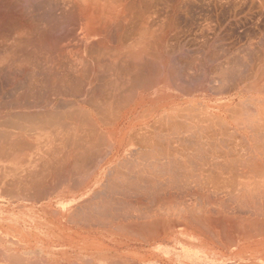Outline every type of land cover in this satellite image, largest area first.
Returning a JSON list of instances; mask_svg holds the SVG:
<instances>
[{
	"label": "bare ground",
	"instance_id": "1",
	"mask_svg": "<svg viewBox=\"0 0 264 264\" xmlns=\"http://www.w3.org/2000/svg\"><path fill=\"white\" fill-rule=\"evenodd\" d=\"M9 1L12 0L7 3ZM192 1L195 0H44L51 7L49 12L52 11L51 17L49 20L46 18L45 22L43 16L39 18L46 11L42 10L44 6L42 12L39 7L38 16L39 11L33 13L37 6L26 12L25 6L22 8L16 2L15 6H11V3V8L2 10L7 7L6 1L3 2L4 7L0 9L5 11L0 13V197H9L14 201L57 199L61 205L64 204L61 200L67 198L66 203H69V199L74 198L78 204L73 207L80 208L77 211L81 213L87 209L109 210L110 216L109 213L106 215L110 219L112 211H119L125 217V222L118 219L120 224L116 226L126 232L165 225L170 215L173 217L174 231L181 230L180 227L186 225V221L191 222L189 219L195 224H201L203 230L204 215L197 217L194 214L205 211L202 208L204 206L199 208L195 203L200 202L196 199L206 198L203 188L191 190V194L196 196L193 201L195 206H188L186 197L192 183L198 187L213 183L216 180L215 170L228 169L235 173L231 172L232 177L229 175L230 179H226L227 183L230 181L234 185V189L239 185V189L236 188L238 194L229 191L234 198L264 200V122L259 120L261 125H256L254 121H249L251 126H256L254 129L247 124L248 121L243 122L241 117L245 109L246 116L253 109L257 113L261 110L250 107L247 111L246 99L237 102V106H240L238 110L237 103L235 107L223 108L231 106L235 98H247L251 91L261 92L258 85L264 81V66H261L264 63L260 62L261 67L253 74L255 78L251 77L250 87L248 83L245 88H240V91L233 94L234 99L224 106L220 105L219 99L211 100L206 96L231 93L234 88L225 90L222 85L220 88L215 86L216 89L208 87V90L196 86L197 83L188 87L184 69L188 66V69H194L193 59H174L178 62L177 66L176 61L170 63V56L177 50L181 51V41L186 37L180 40L184 30L179 32L181 28L178 29V18L175 17H179L180 11H187ZM43 15L47 16L45 13ZM62 28L65 31L60 36L58 32ZM205 30L203 28L202 34L206 33ZM57 34L60 37H56ZM218 41L216 43L221 40ZM200 43L209 45L204 41ZM202 44L205 50L207 45ZM221 57H224L221 62L220 59L212 58V62L217 65L210 70L214 74L213 79L217 77L222 79L224 85L226 81L230 84L235 74L232 63L234 57L229 51ZM249 80L246 76L239 83ZM192 82H189L190 86ZM197 92L201 93L196 95ZM236 117L240 124L236 122ZM254 118L256 120L257 115ZM220 124L225 127V132L234 127L240 131L239 140L244 139L246 143L240 149L241 156L236 145L229 146L221 139L222 136L218 137L219 131L215 128L221 129ZM233 133H228L230 136L225 133L223 136H236ZM249 177L263 180L258 182L254 178V183H251ZM251 184L255 186L248 188ZM255 204L258 205V202ZM51 208L46 206V209ZM259 208L256 206L254 209ZM101 211H98L99 215ZM76 212L72 218L75 215L77 219ZM94 212H86V217H93ZM210 212L207 211V214ZM51 213L56 214L54 211ZM117 213L116 217H120ZM85 214L79 213V216ZM99 215L101 220L102 215ZM106 215H103V220ZM81 219L78 218V223ZM209 221L210 225L218 222L213 216ZM94 222L96 225L103 223L98 220V223L96 220ZM107 222L110 224L111 221L107 218ZM91 224L92 227L96 226L93 222ZM152 229H157V226ZM152 229L149 232L157 233ZM204 230L209 229L207 227ZM131 233L130 237L135 235ZM15 244L18 246L17 241ZM6 258L8 260L9 256ZM23 261L24 264L28 263V258Z\"/></svg>",
	"mask_w": 264,
	"mask_h": 264
},
{
	"label": "crops",
	"instance_id": "2",
	"mask_svg": "<svg viewBox=\"0 0 264 264\" xmlns=\"http://www.w3.org/2000/svg\"><path fill=\"white\" fill-rule=\"evenodd\" d=\"M69 197H71V196H69ZM6 199H8V200H6ZM66 199L61 200L64 203L61 205V204L57 203V199H54L52 201H48V200L45 201L43 199H33V200L32 199H28V200L26 199V200L14 201L12 198H9V197H5L4 199L2 197H0V240H1L0 241V263L1 264H12V263L13 264H21V263L24 264L23 260L24 259L27 260V258H28V261H26L28 263H25V264H30V262H31V264H43V263L44 264H47V263L48 264H51V263L52 264H63V263L64 264H71V262H72V264H77V263L78 264H87V263L88 264H91V263L95 264V262H96V264H117V263H119V264H264V233H263L264 232V209H263L264 200L263 199L258 200L256 198L255 199L254 198H252V199L248 198V199H244L245 203L242 206L238 205L235 207V209L220 210V211H215V212L213 211L214 213L212 212V214H213V216L216 214L214 216V218H218L219 219V220H217L218 222H216L215 225H212V224L210 225V221H204L205 228L207 229V227H208V229L210 231L209 230L205 231L204 230L205 228L202 230L203 227L201 224H198V223L195 224L192 221L191 222L188 221L190 224L187 223V221H186V225L180 227L181 230L174 231L173 217H172V215H170L169 218L167 217L168 222L165 223V225H160L161 227L156 225L157 229H152V228H156V226L149 228L150 230L151 229L156 230L158 234L155 231L149 232V229H146V230L144 229V231H145L144 232L143 230H141L139 228L140 230H138V229L137 230L140 232V234L138 231L135 232L134 231L135 229H134L131 232H134L133 234H135V235H133L131 237H130V235L132 234L131 232L127 231L128 232L127 233L126 230H124V231L119 230L121 227L118 228L116 226L117 224L119 225L120 222H122L125 218L124 216H123L124 218L122 217L121 212H120L121 214H119V211L110 210V211H112L111 214H113V216L115 218L112 216L109 219V216H110L109 210H102L101 211V210L93 209V210H95V212L97 214H95V212H94V214H92L93 213L92 209H87V210L85 209L87 214L89 211L90 212L92 211L91 214L93 217H91L90 215H89L90 216L89 217L87 215L88 216V218H87L85 211H82L84 213H81L80 210H78L79 212L77 211V209H80V208H77V207L74 208L78 204V203H76L77 200H74V198L69 199V201H71V202L66 203V202H68ZM35 200H37V202H35ZM38 200H39V202H38ZM255 202L256 203L258 202L259 206L256 205ZM19 204H20V206H19ZM255 205L258 208L260 207L259 210L254 209V208H256ZM46 206L47 207L51 206L52 208L46 209ZM51 211L52 212L54 211V213L56 212V214H52ZM72 211H75V212L77 211L76 212L77 219L75 218L76 217L75 215L73 217L74 219L71 217L75 213ZM98 211H101V215L104 213L103 211H105V214H103V215H106L109 213V216L108 215H106V216H108L107 217L108 220L111 221L110 224H108L109 221L106 223V221H107L106 216H105L106 220L102 219L104 217L103 215L100 218L103 221V223L105 224V226L107 225V227H105L104 224L101 223L102 221L99 220L98 215L100 212H98ZM13 212H15V213H13ZM197 212L199 215L197 214ZM197 212L194 213L197 217H203V215L206 216V214H207V211H197ZM200 212H203V213H200ZM21 213H22V215H21ZM79 213L85 214V215L79 216ZM116 213L119 214V216L120 215L121 216L118 217V215H117V217H116V215H115ZM200 214H203V215L201 216ZM101 215H99V216H101ZM123 215H124V213H123ZM81 216L84 217V219ZM14 218H16V219H14ZM78 218L82 220V221L79 220L81 223L80 222L78 223ZM85 218H87L86 222L82 223L83 220L85 221ZM91 218H94V219H91ZM13 219H14V221H13ZM67 219L70 222H68ZM88 219H90L89 222H87ZM118 219L119 220L121 219L120 222ZM95 220H96V222H97V220L99 222L101 221L100 223L102 225L101 224L98 225L99 224L98 222H97L98 224L96 225V223L94 222ZM31 222H33L34 224ZM92 222L96 226L93 225L94 227H92V224H91ZM123 222H125V220ZM78 224L81 226H79ZM82 224L83 225L87 224L88 226L87 225L83 226ZM260 224L262 225V227ZM70 226H72V227H70ZM82 226H83V228H82ZM101 226L103 228H101ZM115 226L117 227L116 232L114 230ZM253 226H254V229H253ZM14 228H15V230H14ZM29 228H30V230H29ZM111 228H112V230H111ZM19 229L20 230L22 229V231H20ZM257 229H259V231ZM8 230H10V231H8ZM42 230H44V232H42ZM57 230H58V232H57ZM85 230H87L89 232H87ZM19 231H20V233H19ZM98 231H100V232H98ZM60 232H61V234H60ZM83 232H85V233H83ZM141 232H143V233L141 234ZM146 232H148V233H146ZM209 232H211V233H209ZM149 233H152V235L150 234L151 235L150 236ZM212 233L214 236L212 235ZM76 235H77V237H76ZM126 235H128V236H126ZM141 236L142 237L144 236V237L142 238ZM56 237H57V239H56ZM130 238H131V240H130ZM148 238H150V239H148ZM126 239H128V240H126ZM12 240L15 243L17 241L18 246L15 243L13 244ZM78 240H80V241H78ZM91 241H92V243H91ZM146 241H147V243H146ZM26 243H28V244H26ZM39 243H41V245ZM85 246H86V248H85ZM98 246H100V247H98ZM4 247H6V248H4ZM30 247H31V249H29ZM91 247H93V248H91ZM76 248H78V249H76ZM14 250H16V251H14ZM50 251H52V253ZM24 253H26V254L24 255ZM121 253H124V254H121ZM64 254H66V255H64ZM7 255L9 256L8 260L6 258V257H8ZM4 256H5V258H4ZM16 257H18V258H16ZM45 258L46 259L48 258L50 260H48V259L46 260ZM76 258H77V260H76ZM90 258L92 259V261L90 260ZM4 259H6V261ZM52 259H54V260H52ZM2 260H3V262H2ZM35 260L37 263H35ZM7 261L10 263H8ZM67 261H69V262H67ZM101 261H103V262H101Z\"/></svg>",
	"mask_w": 264,
	"mask_h": 264
},
{
	"label": "rangeland",
	"instance_id": "3",
	"mask_svg": "<svg viewBox=\"0 0 264 264\" xmlns=\"http://www.w3.org/2000/svg\"><path fill=\"white\" fill-rule=\"evenodd\" d=\"M4 1H6L5 2V6H7V7L3 6V4H4L3 2ZM27 1L28 2H26V0H17V1L16 0H12L11 2L9 1V3H7L8 0H0V9H2L3 7L4 8L2 10H6L7 8H11V6H13L16 2L21 7L23 6L22 8H24V6H25L24 10L26 12H28L29 10L35 9V8H32V7H36L37 6L36 7V9L38 8L37 11L35 9V11L34 12L32 11V12L33 13H37L39 11V7H41L40 11L42 12V10H44V11L46 10L44 13L47 16H44L43 15L44 13H42V15L40 16V11L38 12L39 14L37 13V15L40 16L39 18H41L43 16L44 22L47 19L49 20V18L51 17V12L52 11L49 12L51 7H49L48 4H45L44 0H41V1L39 0L40 3H38L39 2L38 0H27ZM21 2H23V4ZM43 2H44V4H42ZM192 3H190V6L188 8V9H190L189 11H188V9H187V11L182 10L180 12H183V11H185V12H183L182 14L179 12L178 13L179 17H175V18H178V19H176V21H177L176 23L178 25V29L181 28V29H179V32L181 33L184 30L182 32V36L180 34V36L182 37V38L179 37L180 40L183 39L185 37V35H186V37L181 41L182 42L181 43V45H182L181 51L177 50L176 52H174L175 54L172 53V55L170 56V63L173 62V64H174V62L177 59H179V58H180L179 60H182V61L183 60L184 61L188 60L189 58H190L189 61L193 59L195 64L193 63L194 65H192V66H193L194 69L193 70L192 69L191 70L188 69L189 66H188V68L186 67V69H184L186 71L188 69V71H187L188 73L186 71L184 72V73H186V75L184 74L186 76L185 79L188 78L187 79V84H186L188 87H192L193 84L195 86V84L197 83L196 86L200 85V86L204 87V89H206V88L208 89V87H211L212 89H216L215 86L217 88H220V86H222V85H223L222 87L226 88L225 90H227L229 88H234V89L236 88L235 90L233 89L231 93H222V95L221 94H218V95L212 94V95L206 96L207 99H211V100L219 99L220 105L224 106V104L230 102V100L233 98V94L235 92L240 91V88H242V89L245 88L248 85V83H249V87H250L251 82H252L251 81V77L253 79L255 78V75L253 76V74H255L254 72L257 71V69H259L261 66H264V64H263L264 63V60H263L264 59V0H195V1H192ZM9 4H11V6ZM40 4H41V6H39ZM42 6H44L45 9ZM2 10H0V13H4L5 12V11H2ZM180 21H181V23H180ZM203 28L206 29L205 30V32H206L205 34L204 33L202 34ZM185 29H186V33H184ZM61 30H62V31H60L61 33L58 32V34L60 36L63 35L62 32L65 31V29L62 28ZM58 34L55 35V36L56 37H60ZM199 35H201V36H199ZM196 36H198V37H196ZM202 36L205 39H203ZM206 38H207L208 41L210 40V43H213L212 45H214V46H212V45L210 46V43L206 40ZM197 39L199 40V42H198ZM218 40H221L220 43H216V42H219ZM201 41L207 42V43H209V45L205 44V43L202 44V43H200ZM191 43H193V44H191ZM201 44L202 45L205 44L208 47L205 46L206 49L204 50L202 48L204 46H201ZM173 45H174V43H173ZM170 46H172V45H170ZM201 48L203 49L204 52L202 51ZM197 50H198V52L200 54L199 53L197 54ZM215 50L217 52H215ZM201 51H202V53H201ZM224 51H226V52L229 51L230 53H232V57H234V58H232V63L234 65L233 64L232 65L234 66V71H235V74H236L235 75L233 73L234 74V77H233L234 79L231 81V83L229 82L230 84H228L227 81H226L227 83L224 82L225 85L221 82L222 79L218 78L219 79L218 80L217 77H215V79H213L214 74H212L211 73L212 70H210V69H213L215 67V64L217 65V63L212 62V58L214 57V58L220 59V62L223 61L224 57H221V56H225L226 52L224 53ZM209 53H211V54L208 55ZM202 54H203V56H202ZM220 54H221V56H220ZM196 55H198L197 58H196ZM177 56H178V58H177ZM206 56L207 57L209 56V57L206 58ZM193 57H195V58H193ZM259 57H261V58H259ZM174 59H176V60L174 61ZM200 60H201V62H200ZM197 62L199 64V66H198ZM260 62L263 65H261ZM177 63L178 62L176 61L175 65L178 66ZM254 63H256V64H254ZM196 64H197L198 68L196 67ZM195 67L197 68V70H195L196 69ZM203 73H205L204 77L202 76ZM247 73H248V75H246ZM249 73H251V75ZM246 76H247V79L248 78L250 79L249 82L244 83V81H242V83H239V82H241V80H243V79L245 80ZM192 78H193V80H192ZM212 80H214L215 82L212 81ZM189 82H192L191 86H190ZM232 83H234V84H232ZM226 84H228V85H226ZM212 89H211L210 92H212ZM258 89H259V92L261 90L260 93H257L256 91H253V92L251 91L250 95H248L247 98L246 97H243L241 99H239V98H235L234 99L233 98L234 99L233 104L231 106L227 105V106H225L223 108L226 109V108L235 107L234 105L237 102L239 103L240 100L241 101H245V99H246V101H247L246 102L247 103L246 106H248L247 109L248 108L249 109L258 108L259 110L264 111L263 110V108H264V81L260 85H258ZM199 93H201V92H197L196 95H198ZM257 94H259L260 96H258ZM252 98H254V99H252ZM248 101H250L252 103H250ZM238 103L236 104V106L238 105ZM238 108L240 109V106L239 107L237 106V110H238ZM249 109L247 111H249ZM253 111H254V109H253ZM253 111H251V113L248 112V115L246 116L247 113H246V109H245L244 112L246 114L244 113L245 115L243 114L244 116L243 115L241 116L243 118V122L246 123L248 121L247 124L249 126H251V124H249V121H254L253 122L254 124L257 125V123H260V125H261V121L264 122V112L260 111V112L257 113L256 111H254V112ZM252 112L254 113V115L251 117V115L253 114ZM255 115H257L256 120L254 118ZM248 116H250V117H248ZM249 118H251V120ZM247 119H249V120H247ZM259 120H261V121L259 122ZM236 122L239 123L238 117H236ZM250 123H252V122H250ZM262 124L264 125V123H262ZM235 126L239 128V126H237V125H235ZM220 127H222V128L221 129L219 127L215 128V129H217L216 131H219V136L218 137L222 136L221 139L224 140L225 144H228L229 146H235L236 145L235 148L237 147L236 149H237V151H239L240 156H241L240 149H243V147H244V145L246 143L244 142L245 141L244 139H241V141L239 140L240 137H241L240 133H239L240 131L237 130V129L235 130L234 129L235 127H234L233 129L231 128L229 131L225 132L224 131L225 127H223V124H220ZM251 127H253L255 129L256 126L252 124ZM221 131H224V133L221 132ZM231 132L232 133L233 132L236 133V136H235L234 133H233L234 135H232L231 137H228L226 135H225L226 137L223 136L225 133L227 135H229V134H231ZM234 136H235L236 140H235ZM232 138H234L233 140L236 141V142L232 141ZM222 140H221V143H224V142H222ZM226 140H227V142L229 140V142L227 143ZM230 141L232 142V144H231ZM239 141H240V143H238ZM223 147L224 146H222V148ZM222 148H220V150H222ZM217 171L215 170V172H214L216 180L212 181L213 183H209V182L206 183V184L204 183L205 185L202 184L203 186L200 185L199 187L196 184L192 183L194 186L191 185V187L192 186L193 187L192 188L189 187L190 188L189 189L190 192L188 194L189 197H188V195L186 197V199H187L186 202L188 203V206L190 204H191V207L195 206V204H193V203L195 202L194 200L196 199V196L192 195L193 194L192 191H195V188L196 189L197 188H201V187L203 188L202 192L204 193V195L206 194L205 195L206 198L196 199V201L200 200L201 203L200 202H199V204H197L198 202H195V203L197 205L196 207L201 208L202 206H204V207H202V208H204L203 210L211 211L209 214H206V216H204V218H202L204 221L211 220V217L213 216L212 215V211L235 209V207L238 206L239 204H240V206H242L245 203L244 200H241L243 198H241V199H240V197H238L239 199L234 198V196L230 195V193H229V191H231V193H232V190L234 192L233 194H235V193L238 194L239 193L238 190H237V189H239V185L238 184L237 185L235 184L236 185L235 187L237 188V189L235 188L237 190V191H235L234 185H231L230 181H228V183H227V180L230 179L229 175L232 177V175L230 174L232 171H229L228 169L217 170ZM216 173L219 174V176L221 175V177H219ZM232 174H235V173L232 172ZM254 178L255 177H253V178L249 177L248 181L252 183ZM255 179L258 181L257 178H255ZM262 180H260V181H262ZM260 181H258V182H260ZM251 185L252 186H249L248 188L255 186L253 184H251ZM228 187H229V189H228ZM230 187L231 188L233 187V189H231ZM207 188L209 189V191L207 190ZM214 190H216V191H214ZM212 192H213V194H211ZM191 196H192L193 200L191 199ZM207 197L209 198V200H208ZM209 201H210V204H208ZM213 203H214V205H213ZM205 205H207V206H205ZM211 206H212V208H211ZM214 219L219 220L218 218H214ZM189 221H192V220L189 219Z\"/></svg>",
	"mask_w": 264,
	"mask_h": 264
}]
</instances>
